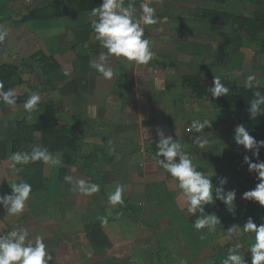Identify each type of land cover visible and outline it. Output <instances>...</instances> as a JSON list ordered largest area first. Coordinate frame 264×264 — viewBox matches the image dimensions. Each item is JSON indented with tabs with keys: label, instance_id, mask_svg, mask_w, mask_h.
Masks as SVG:
<instances>
[{
	"label": "crops",
	"instance_id": "obj_1",
	"mask_svg": "<svg viewBox=\"0 0 264 264\" xmlns=\"http://www.w3.org/2000/svg\"><path fill=\"white\" fill-rule=\"evenodd\" d=\"M55 1L0 0V25L7 26V35L0 41V63L20 66L21 74H36L31 80L22 75L24 83L8 87L15 90L17 103L2 102V110L14 126L17 122L28 126L36 123L44 102H54L59 108L56 124L63 121L61 126L79 137L80 153L73 163L62 152L53 155L59 163H44L47 187L32 192L19 217L0 209V234L23 226L33 239L42 235L53 251L50 264H59L56 255L64 259L70 255L68 264H221L232 244L240 242L244 245L241 252L246 251L254 238L243 233L242 225L249 217L257 225L264 223V208L242 199L243 192L258 181L242 165L243 156L251 152L237 146L233 138L236 125L248 114L244 108L219 105L207 89L214 76H219L230 92L237 91L250 72L257 73L264 89V46L241 32L240 22L232 20L238 16L263 20L264 3L153 0L158 23L145 29L146 38L153 42V60L135 65L113 57L108 66L117 76L109 81L90 67L102 51L90 39L95 19L91 9L99 0H60L58 16L52 7L22 21ZM139 1L125 0L134 16L139 15ZM16 6L23 12L19 18L14 17ZM50 65L55 70H46ZM30 83L41 96L31 117L23 108ZM205 118L211 121L203 133L209 143L200 149L192 143V136L200 134L188 129L192 120ZM157 125L180 141L214 185L217 177H227L225 190H236L235 217L219 200L206 206L221 224L212 232L203 230V239L192 227L195 217L187 215L182 191L156 162L151 138H155ZM249 132L264 139V129ZM36 134L34 147L43 148ZM12 145L7 157L0 158V192L11 190L24 170L11 175L9 156L30 152L13 150ZM87 146L91 150L86 152L83 147ZM83 151L85 156L92 154L84 158ZM260 159L264 160V149ZM65 176H71L72 182H66ZM79 180L100 185V191L92 196L74 191ZM117 184L126 188L124 204L113 207L108 195ZM105 218L107 223H103ZM233 224L241 228L239 237L228 232ZM245 259L250 264L247 252Z\"/></svg>",
	"mask_w": 264,
	"mask_h": 264
},
{
	"label": "clouds",
	"instance_id": "obj_2",
	"mask_svg": "<svg viewBox=\"0 0 264 264\" xmlns=\"http://www.w3.org/2000/svg\"><path fill=\"white\" fill-rule=\"evenodd\" d=\"M152 0H141L140 13L133 15V9L125 6V0H100L97 7L91 9V15L95 17L91 21L90 39L99 44L100 51L98 59L90 61V67L95 69L105 80H112L117 73L108 66L111 58H116L122 64L127 62L135 65H148L154 58L152 51L153 42L145 36L147 26L158 23L156 8L150 6ZM162 2V0H159ZM7 35L5 26L0 25V41ZM65 71V75H67ZM245 89L252 91L253 98L248 103L249 119L255 120L259 115H264V93L260 91V83L257 73L250 72L244 80ZM208 93L213 98L227 96L230 87L222 83L219 76H214L212 86L208 87ZM0 102L8 106L17 103V94L14 89L5 90L0 82ZM41 96L37 92H32L23 103V108L29 117L36 112L40 106ZM210 120H192L188 131L199 133L192 136V143L204 149L209 141L203 133L206 126L210 127ZM234 141L237 146H243L246 152H251V156L244 155L242 165H247L250 173L256 174L258 181L254 188L243 192L242 199L258 202L264 208V160L260 159L261 149H264V139L258 140L250 135L245 124L236 125L234 129ZM155 144V159L157 164L176 182V187L182 191V197L186 205V213L195 217L192 227L201 233L203 230L212 232L216 226L221 224V220L215 212H207L206 206L215 204L217 200L222 202L226 211L233 217L237 214L236 190H225L228 183L227 177H217V185L213 184L212 177L198 170L193 163L189 153L185 151L183 145L177 138L166 134L163 127L157 125L155 128V138H151ZM253 157L255 159H253ZM12 162L9 166L11 175H18L24 166L42 161L45 164L59 163L47 148L33 147L31 152H13L9 156ZM66 182H72L71 176L64 177ZM9 193L0 194V206L9 216L19 217L24 211L27 202L32 194V185L20 179L17 183L10 185ZM74 191H79L85 195L92 196L100 191V185L89 183L84 180L76 182ZM126 188L117 184L115 190L109 193L108 203L111 206L123 205V194ZM107 223V219L103 220ZM243 233L252 234L253 241L248 243L247 250L243 253L241 249L244 245L240 242L232 244L223 258L221 264H249L245 259V252L250 254V264H264V223L257 225L252 217L242 225ZM232 236L239 237L241 228L233 224L228 228ZM69 255L66 259L61 256L55 257L59 264H68L71 260ZM54 256L45 242L42 235L30 237V231L23 226L10 230L6 235L0 234V264H50ZM183 264V262H182ZM215 264V261H213Z\"/></svg>",
	"mask_w": 264,
	"mask_h": 264
},
{
	"label": "trees",
	"instance_id": "obj_3",
	"mask_svg": "<svg viewBox=\"0 0 264 264\" xmlns=\"http://www.w3.org/2000/svg\"><path fill=\"white\" fill-rule=\"evenodd\" d=\"M264 3V0H258ZM100 2V0H99ZM62 5V1L57 0L51 6H46L43 9H37L33 13L28 14L22 18V21L36 18L41 16L40 14L45 10H49L53 7L57 10L53 12L54 16H58V8ZM233 22H240L241 32L248 35L259 44L264 46V19H249L244 16H238L232 18ZM48 63V60H45ZM49 64V63H48ZM55 66H48L46 70H55ZM21 68L17 65L1 64L0 63V82L3 83L4 88H8L15 84L24 83V79L21 74ZM30 87L35 89V86L30 83ZM260 91L264 93V89L260 88ZM253 98L252 91L241 87L237 91H231L227 96H221L217 98L219 105L226 106L230 109L244 108L247 110L249 102ZM58 106L50 101L44 102L40 107V114L36 123L24 126L21 122H17L16 125L12 124L8 120L2 110V102H0V158L7 157L10 149L9 145L12 143V149L23 148L25 150L30 149L32 151L34 143L36 141L37 134L39 133L38 141L42 144L43 148H47L48 151L54 155L62 152L63 158L68 162H74L79 157V137L71 134L67 126L57 127L56 115L58 114ZM243 118L239 121V124H245V127L249 129H264V115H259L255 120ZM16 146V147H15ZM92 153H88L84 158L89 157ZM44 163L42 161H36L30 163L29 166L22 171L21 179L27 181L32 185V192L44 190L47 187L48 180L44 176ZM64 170V169H63ZM11 190L0 192V194L9 193ZM0 209H3L0 206Z\"/></svg>",
	"mask_w": 264,
	"mask_h": 264
},
{
	"label": "rangeland",
	"instance_id": "obj_4",
	"mask_svg": "<svg viewBox=\"0 0 264 264\" xmlns=\"http://www.w3.org/2000/svg\"><path fill=\"white\" fill-rule=\"evenodd\" d=\"M244 4V3H243ZM247 7H249V6H247ZM244 12L247 14L248 13V8H245V5H244ZM23 14V12H22V9L19 7V6H16V9H15V12H14V17L16 18H19L21 15ZM7 27V26H6ZM14 60L16 61V59L14 58ZM22 75H23V77L24 78H27L28 80L30 79L31 80V78H34L35 79V76H36V74L35 73H29V72H26V71H24V72H22ZM32 92H35V91H33L32 89H31V87H30V94L32 93ZM38 93V92H37ZM63 121H60V123H57L56 125H58L57 127L59 128L60 126H61V123H62ZM87 132H90L89 130H87ZM83 150L84 151H86L87 152V150L88 151H90L91 149L89 148V146H87V147H83ZM83 151V154L85 153ZM62 164V166L63 165H65V163H61ZM43 168H44V166H43ZM2 211H0V213H1Z\"/></svg>",
	"mask_w": 264,
	"mask_h": 264
},
{
	"label": "built area",
	"instance_id": "obj_5",
	"mask_svg": "<svg viewBox=\"0 0 264 264\" xmlns=\"http://www.w3.org/2000/svg\"><path fill=\"white\" fill-rule=\"evenodd\" d=\"M140 3H141V0L139 1V9H138L139 13H140ZM152 5H153V0L151 2L150 6H152Z\"/></svg>",
	"mask_w": 264,
	"mask_h": 264
}]
</instances>
